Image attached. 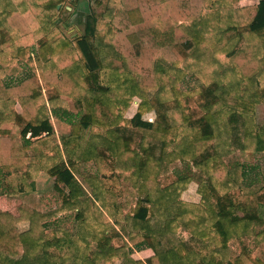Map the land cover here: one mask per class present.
Listing matches in <instances>:
<instances>
[{
  "label": "trees",
  "instance_id": "trees-1",
  "mask_svg": "<svg viewBox=\"0 0 264 264\" xmlns=\"http://www.w3.org/2000/svg\"><path fill=\"white\" fill-rule=\"evenodd\" d=\"M19 1V11L10 12L4 22V26L17 34L10 49H5L2 43L0 60L7 61V56L14 60L24 57L31 43L36 42L40 44L45 63L39 74L0 93V116H3L0 120V169H21L29 160L27 153L32 139L43 133L53 134L43 94V85L47 86L58 95L75 99L82 111L77 124L67 117L73 124L69 139L76 143L72 156L67 162L57 164L50 175L66 183L70 198L78 200L81 187L69 169L75 168L77 159L94 158L99 172L104 175L117 169L133 171V176L141 181L138 185L141 195L146 196L137 203L132 218L142 233L133 236L130 245L147 244L154 251L146 264H264V231L258 234L255 255L242 251L235 260L227 261L228 244L248 237L253 228L263 222L251 210L242 209L243 216L236 214L237 208L229 193L235 182L244 178L245 168L237 166L231 179L228 168L219 161L216 147L223 139L220 138L222 134L217 133L218 124L240 116L251 119L245 123V149L264 150L263 131L255 119L256 107L264 101V0H260L256 16L250 21L234 17V6L242 0H118L119 10L112 19L111 34L105 41L124 61L125 69L112 68L101 58L100 48L93 40L99 29L106 33L99 22L97 31L95 21V26L88 27L85 36L74 39V45L63 37V44L58 42L57 45L59 22L66 3L72 0ZM2 4L0 9L3 10ZM209 6L214 8L208 10ZM37 26L41 29L35 35L31 30ZM243 41L249 44L240 49ZM250 43L258 45L261 58ZM202 45L210 47L214 56L218 52L226 53L232 64L223 75L214 74L218 66L224 64L212 56L203 69L198 87L182 92L162 64L180 67ZM94 79L100 81L97 88L93 85ZM151 93H155L157 104L153 103ZM7 95L12 103L19 101L22 114L8 111L11 102ZM135 98L141 103L135 116L127 122L125 112ZM98 106L111 112V116L104 112L110 124L98 117ZM159 108L162 110L158 111L155 122L143 120L145 115ZM66 114L60 115L65 117ZM11 121L15 125H11ZM124 122L138 130L152 132L154 141L140 144L143 154L133 148L131 136L117 132ZM21 126L24 136L31 132L30 139H18ZM103 126L108 129L106 149H95L90 144L92 136L95 133L101 135L99 128ZM172 144L178 148L175 156L201 167L209 176L211 185L201 193L210 207L177 202V191L154 188L162 158ZM158 147L159 158L156 157ZM33 170L31 167L29 171ZM65 173L70 174L67 180ZM213 197L217 198L216 204L211 202ZM20 213L15 217L0 212V264H61L70 259L74 248L79 247L77 241L63 230L53 240L44 241L45 214L27 210ZM109 217L111 214L105 216L101 212V223L109 222ZM27 221L30 230L21 233L17 226ZM181 222L204 243L218 240L222 249L205 254L188 244L183 243L184 249L171 245L169 238ZM164 240L166 244H163ZM53 248L61 251L58 256L49 252ZM22 249L24 255L21 256ZM78 254L75 262L92 264L89 260L86 262L84 254ZM219 255L226 263L217 258Z\"/></svg>",
  "mask_w": 264,
  "mask_h": 264
},
{
  "label": "rangeland",
  "instance_id": "rangeland-1",
  "mask_svg": "<svg viewBox=\"0 0 264 264\" xmlns=\"http://www.w3.org/2000/svg\"><path fill=\"white\" fill-rule=\"evenodd\" d=\"M259 1L260 0H246V2L243 3L245 5H240V2L237 3L233 9L234 17L239 20L250 21L253 18V14L256 10L255 7ZM1 3H3V6L7 4L5 0ZM19 4V0H14L9 10L19 11ZM34 6L37 7L36 5ZM213 8V6H209L208 10H212ZM118 10V0H72L71 3H66L65 11H63L62 19L59 22L60 31L56 36V38L59 39L55 42L57 45L58 42L63 44V40L66 39L74 45V39L78 36H85L87 28L95 26V21L97 31V22H99L100 25H104L106 33H101L99 29L97 36L93 40L100 48L99 54L101 58L110 63L109 65L112 68L121 67L125 69L126 65L124 61L117 57L112 51V47L105 41V38L111 34V22ZM24 14V16H26L27 13ZM40 29L41 27L37 26V28L33 27L32 31L35 35H38ZM38 39L39 37H37V40ZM248 44V42L243 41L239 48L244 49ZM250 44L256 49L257 55L261 58L258 45L256 43ZM39 48L40 44L38 45L36 42L31 43L30 49L27 51L26 55L17 58L15 64L8 66L6 73L2 75V77L5 78L0 80V91L6 93L8 87L18 85L28 77L39 74L45 63L44 57H42L43 51ZM198 49L199 51L180 67H173L171 64H162L165 67L164 70H167L166 73L168 76H170L172 80L178 82V88L182 92L198 87L203 69L208 64V61L212 59V56H214L212 53L213 50L210 47L202 45ZM215 56V60L220 61L224 66H218L217 71L213 73L223 75L224 70L231 66V59L227 57L224 52L215 53ZM54 58L55 57H53V59ZM1 68L0 65V70ZM180 70H182L183 73H181ZM95 75L96 74L93 76ZM99 84L100 81L98 79L93 80L95 88H97ZM43 94L47 100L46 110L48 117L52 124H54V130L57 132L58 137L56 138L70 132L69 135L61 138L60 143L63 144V149L60 151L59 155L55 156L54 160L52 159L53 157H49V159L46 160L47 163L45 164L49 167H54L63 161L67 162L69 157L72 156V151L76 143L74 141L71 142L69 137L72 134L73 124L80 122L82 111L75 99L58 95L56 90L44 85ZM151 97L153 103L157 104L155 93H151ZM8 98L11 97L7 95V100L9 102L11 99ZM10 102L11 104L8 108L9 112L17 114V112L23 111L19 101L14 103H12V101ZM140 103L141 100L135 98L130 109L125 112V119L127 122L135 116ZM55 109H59L61 112H67L64 116L72 120L73 124L72 121L66 123L61 120V118H58ZM161 110L162 109L159 108L157 111L145 115L143 120L147 122L153 120V122H155L157 120V114L159 113L158 111ZM104 112L111 116V112L108 109L105 110L98 106V117L101 119L104 118L106 124H110L111 121L104 115ZM116 113L119 112L116 111ZM1 117L3 116H0V120ZM255 119L256 123L262 129L264 137V101L256 107ZM250 120V117L243 118L236 116L234 119H229L225 123L218 124L219 130L217 133L222 134L220 138H223H219L220 144L216 146L218 149L219 161L228 168L231 179H233L237 166H244L245 168L244 178L240 181H236L234 188L231 189L229 193L237 208L236 214L238 216H243L244 213L242 209L251 210L258 214L263 222L262 224L256 225L248 237L242 238L241 240H233L228 244V252H226L227 261L235 260L242 251H246L249 255H255L257 252L258 234L264 231V199L262 198L264 196V150L258 152L245 149V143L247 141L245 137V123ZM11 125H15L13 121H11ZM117 129L119 135L131 136L133 138L132 146L139 154H143L140 148L141 143L144 141H154L151 135L152 132L138 130L131 123H121L120 127ZM99 131L101 135H96L95 133L92 136L93 141L90 144L95 149H106L104 143L107 139L106 134L108 129L106 126H103L99 128ZM18 139L20 140L19 134ZM56 142H58V139H55L53 143L56 144ZM66 143H69V146H67ZM29 151H31V155H36L33 150L29 149ZM177 152L178 148L175 144L168 147L167 154L164 155L160 163L157 186L154 188L177 191V202L184 201L188 204H202L206 207H210L208 201L206 203L203 200L204 195L201 193V191L206 192L208 185H211L209 176L201 167L194 165L192 162H183L180 160L175 156ZM27 154L30 159L31 155L29 153ZM88 156L87 158H89ZM156 157H160L159 147L156 152ZM111 160L115 163L114 158H111ZM28 163L29 160L25 165ZM31 166L39 169L38 166ZM72 169L73 174H71L78 181L82 192L78 200L70 198L71 192L69 187L66 186L67 184L64 183L63 191L60 193L53 189V187L50 189L46 188V178L42 177L40 186L45 188L40 189L41 191L37 193H35L36 190H34L33 193L35 194L33 195L31 203L21 205L22 207L18 210V215H14L9 211L13 210L16 212L13 208V198L19 195L14 192L8 194V196L12 198L0 195V212L4 210V213H9L15 217H19L21 214L20 212L23 210L30 212L38 211L45 214L47 218L44 222V224H46L44 241L53 240L56 238L57 234L61 233V230L69 233V235L77 241L79 247L74 248L70 254V259L61 262V264H82L74 260L78 253L84 254L86 256V262L89 260V263L92 264H146V261L154 256V251L149 248L147 244L138 245L136 247L130 245L131 238L142 233L139 228L137 229L132 219L137 203L146 196L141 195L139 191L138 185L141 181L133 176V171H123L121 169L104 175L99 172L94 158H81L79 161L77 159L76 166ZM18 173L19 172L12 174V172H10L6 178L0 175V192L10 187L11 188L8 190L13 191L19 185L25 189L24 185H22L23 181H25L26 188L30 190L33 186L35 187L37 175L33 178V175L25 177ZM64 176L66 180L70 178V174L68 173H65ZM30 179L33 183L29 186ZM211 202L212 204H216L217 198L213 197ZM152 205L153 204H151V206ZM101 212L105 214V216L111 214L109 222H105L104 224L101 223ZM153 217H155V215H153ZM153 222H155V219ZM25 224L26 222H22L17 226L21 233L30 230L28 228L29 226ZM27 229L29 230L25 231ZM157 235L160 237V232H157ZM169 241L171 245H176L182 249H184L183 243L188 244L197 251L203 250L205 254L212 250L219 251L222 249V247L218 245V240H207V243L202 242L201 237L195 235L191 229L182 222L176 233L172 234L169 238ZM166 243L167 242L164 240L163 244ZM23 249L25 248L23 247ZM23 249L20 252L21 256L24 255ZM49 252L58 256L61 251L57 248H53L50 249ZM100 255L103 257L98 259ZM134 255L135 257H133ZM217 258L226 263L224 258L220 255L217 256Z\"/></svg>",
  "mask_w": 264,
  "mask_h": 264
},
{
  "label": "crops",
  "instance_id": "crops-1",
  "mask_svg": "<svg viewBox=\"0 0 264 264\" xmlns=\"http://www.w3.org/2000/svg\"><path fill=\"white\" fill-rule=\"evenodd\" d=\"M12 1L14 2V0H5V2H7V5H5V8L3 10L0 9V50L3 49L2 43H4L5 49H10L12 47V39L17 34L16 32L11 31L8 27L4 26V22H5L6 16L10 12H12V11L9 10L10 6L13 5ZM1 2H4V0H0V3ZM245 2H246V0H242L240 2V5H245V4H243ZM259 2H258V4H259ZM11 3H12V5H11ZM258 4H257V6H258ZM257 6L255 8H257ZM255 16H256V10H255V12L253 14V18ZM15 63H16V60H14L12 56H7V61H5V62L0 60V65L2 67L1 70H0V80L5 78V77H2V75L4 73H6V69L8 68V66L13 65ZM0 93H3V92L0 91ZM8 107H10V105H8ZM55 111H56L55 113L58 116V118H61V120H63L66 123H70V121H68L67 117H63V116L60 115L61 113H65V112H61L59 109H55ZM22 112H19V113L17 112V114L20 115V114H22ZM50 123H51V125L53 127V134L51 136H47L46 133H43L40 137L33 138L32 141H31L30 149L33 150L36 153L37 156L36 155H34V156L31 155L32 154L31 151H28V153L31 155V158L29 159V163L27 165H25L24 167H22L21 169H18V170H13L12 169L11 171H6V170L0 169V175L2 177H5V178L10 174V172H12V174H14L16 172H19L21 175H23L25 177H29V176H32V175L33 176L37 175V179L35 181V187L33 186L31 188V190L29 188H26V184L24 183L25 181H23L22 185H24L25 189L20 187V185H19L13 191L8 190V189L11 188L10 187V188H6V189H4V191L0 192V195L6 196L7 198H12V197H9L8 194L13 193V192L16 193L17 195H19V196H16L15 198H13V203H14V207L13 208L16 210V212L13 211V210H9L10 213H12L14 215H18V210L22 207L21 205L30 204L31 201H32L33 195L35 193H37L38 191H41L40 189H44L45 187L50 189L51 187H53V189H55L56 191H58L60 193H62V191H63L64 182H61L62 183L61 184L55 177H51V175H50V171L55 166L54 167H49L45 163H47L46 160H48L49 157H53L52 159L54 160V157L59 155L60 151L63 149V144L60 143L61 142V138L63 136L65 137V136L69 135L70 132L68 134H65V135L59 137V138H56L58 136H57L56 130H54L55 129L54 128V124H52L51 120H50ZM22 129H23V127H21L20 131H19L20 140L23 141V139H26V140L30 139L31 138V132H27L26 136H24V134H21ZM70 131H71V129H70ZM0 136H1V130H0ZM55 139H58V142H56V144L53 143V142H55ZM59 139H60V141H59ZM45 147H46V149H45ZM31 165L38 166L39 169L34 167V170L32 172H30L29 171L30 168L33 167ZM69 169L71 170V172H73V170L71 168H69ZM42 177L46 178V181H47L46 182L47 184H46V186L44 188H42V186H40V180H41ZM32 183L33 182L30 179L29 180V186ZM34 190H36L35 193H33ZM2 212H5V211L3 210ZM15 213H17V214H15ZM25 225H28L29 226L28 228L30 229V222H26ZM29 229H27L25 231H28ZM133 257H135V255Z\"/></svg>",
  "mask_w": 264,
  "mask_h": 264
},
{
  "label": "built area",
  "instance_id": "built-area-1",
  "mask_svg": "<svg viewBox=\"0 0 264 264\" xmlns=\"http://www.w3.org/2000/svg\"><path fill=\"white\" fill-rule=\"evenodd\" d=\"M150 122H153V120H151Z\"/></svg>",
  "mask_w": 264,
  "mask_h": 264
}]
</instances>
